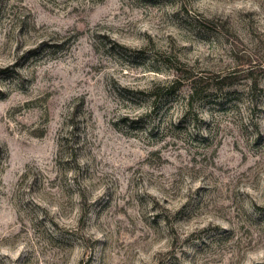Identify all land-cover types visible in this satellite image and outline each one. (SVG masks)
Listing matches in <instances>:
<instances>
[{
    "label": "rangeland",
    "instance_id": "rangeland-1",
    "mask_svg": "<svg viewBox=\"0 0 264 264\" xmlns=\"http://www.w3.org/2000/svg\"><path fill=\"white\" fill-rule=\"evenodd\" d=\"M0 69V264H264V0H0Z\"/></svg>",
    "mask_w": 264,
    "mask_h": 264
},
{
    "label": "trees",
    "instance_id": "trees-1",
    "mask_svg": "<svg viewBox=\"0 0 264 264\" xmlns=\"http://www.w3.org/2000/svg\"><path fill=\"white\" fill-rule=\"evenodd\" d=\"M2 71L3 70L0 69V72H2ZM17 76H18V78H20L19 77L20 75L18 73H17ZM176 76H177V79L174 82L168 84L167 86H163V90H168L169 95H175L179 91V88L177 87V85L179 84V79L180 78L181 79H185V80H191L192 87H191V92H190L189 97H188L187 108H186L185 111L191 112V110L193 108V102L195 101L194 98L198 97L201 94L203 96L200 99H205V98L208 99L211 96L218 97V96H216L214 94V92H204V90L201 92L199 90V86H198V84H200V81L198 79L193 78V77H189V76H192V75H185L182 72H179L177 70ZM229 79H230V77L228 75L223 76V77L219 75V76L216 77V82L219 83V84H225V83H227L226 81H228ZM255 86H256V84H255ZM253 88L254 87H251L250 90L252 91ZM159 90H161V89H159ZM1 91L2 90H0V95H4V93L1 92ZM251 91H249V93H251Z\"/></svg>",
    "mask_w": 264,
    "mask_h": 264
}]
</instances>
